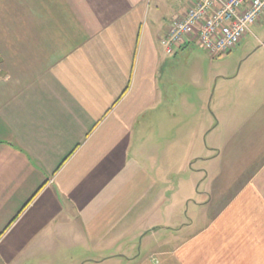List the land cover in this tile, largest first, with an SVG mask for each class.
<instances>
[{
  "label": "crops",
  "instance_id": "0c3cea01",
  "mask_svg": "<svg viewBox=\"0 0 264 264\" xmlns=\"http://www.w3.org/2000/svg\"><path fill=\"white\" fill-rule=\"evenodd\" d=\"M192 2L0 0V264H264V156L204 234L134 251L158 212L137 134Z\"/></svg>",
  "mask_w": 264,
  "mask_h": 264
},
{
  "label": "rangeland",
  "instance_id": "374dc122",
  "mask_svg": "<svg viewBox=\"0 0 264 264\" xmlns=\"http://www.w3.org/2000/svg\"><path fill=\"white\" fill-rule=\"evenodd\" d=\"M166 56L175 65L160 70L158 113L142 118L150 131L137 134L136 167L150 169L158 209L152 237L134 244L142 257L204 234L264 156V17L225 55L213 58L196 43Z\"/></svg>",
  "mask_w": 264,
  "mask_h": 264
},
{
  "label": "built area",
  "instance_id": "2783aa9c",
  "mask_svg": "<svg viewBox=\"0 0 264 264\" xmlns=\"http://www.w3.org/2000/svg\"><path fill=\"white\" fill-rule=\"evenodd\" d=\"M264 17V0H193L171 23L161 44L173 55L186 42L197 39L213 58L234 50L251 27Z\"/></svg>",
  "mask_w": 264,
  "mask_h": 264
},
{
  "label": "trees",
  "instance_id": "16d2710c",
  "mask_svg": "<svg viewBox=\"0 0 264 264\" xmlns=\"http://www.w3.org/2000/svg\"><path fill=\"white\" fill-rule=\"evenodd\" d=\"M230 53V52H229Z\"/></svg>",
  "mask_w": 264,
  "mask_h": 264
}]
</instances>
